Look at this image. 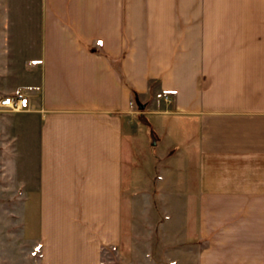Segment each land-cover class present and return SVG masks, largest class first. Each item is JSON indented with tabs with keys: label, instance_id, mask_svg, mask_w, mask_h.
<instances>
[{
	"label": "crops",
	"instance_id": "crops-1",
	"mask_svg": "<svg viewBox=\"0 0 264 264\" xmlns=\"http://www.w3.org/2000/svg\"><path fill=\"white\" fill-rule=\"evenodd\" d=\"M19 88L2 199L42 264H98L157 160L194 196L197 264H264V0H0V96Z\"/></svg>",
	"mask_w": 264,
	"mask_h": 264
},
{
	"label": "rangeland",
	"instance_id": "rangeland-1",
	"mask_svg": "<svg viewBox=\"0 0 264 264\" xmlns=\"http://www.w3.org/2000/svg\"><path fill=\"white\" fill-rule=\"evenodd\" d=\"M20 36L11 33L9 40L16 43ZM33 36L25 34V42H31ZM158 162L141 164L142 169L148 168L146 178H136L142 192L130 209L125 204L120 240L102 249L98 264H197V253L204 244L192 230L194 196L176 194L173 186L160 187ZM8 196L2 194L0 182V264H42L29 222L32 211L22 209L16 198L4 202L2 197Z\"/></svg>",
	"mask_w": 264,
	"mask_h": 264
},
{
	"label": "built area",
	"instance_id": "built-area-1",
	"mask_svg": "<svg viewBox=\"0 0 264 264\" xmlns=\"http://www.w3.org/2000/svg\"><path fill=\"white\" fill-rule=\"evenodd\" d=\"M7 101V103H6ZM30 108V97L27 89L19 88L16 91L0 96V110L18 112Z\"/></svg>",
	"mask_w": 264,
	"mask_h": 264
},
{
	"label": "trees",
	"instance_id": "trees-1",
	"mask_svg": "<svg viewBox=\"0 0 264 264\" xmlns=\"http://www.w3.org/2000/svg\"><path fill=\"white\" fill-rule=\"evenodd\" d=\"M131 98L133 101H137L136 93L134 91L131 92ZM141 121H143V123H146L144 119H141Z\"/></svg>",
	"mask_w": 264,
	"mask_h": 264
},
{
	"label": "water",
	"instance_id": "water-1",
	"mask_svg": "<svg viewBox=\"0 0 264 264\" xmlns=\"http://www.w3.org/2000/svg\"><path fill=\"white\" fill-rule=\"evenodd\" d=\"M136 105H137L139 108L142 107V105H141L138 101H136Z\"/></svg>",
	"mask_w": 264,
	"mask_h": 264
},
{
	"label": "snow or ice",
	"instance_id": "snow-or-ice-1",
	"mask_svg": "<svg viewBox=\"0 0 264 264\" xmlns=\"http://www.w3.org/2000/svg\"><path fill=\"white\" fill-rule=\"evenodd\" d=\"M6 103H7V101H6Z\"/></svg>",
	"mask_w": 264,
	"mask_h": 264
}]
</instances>
